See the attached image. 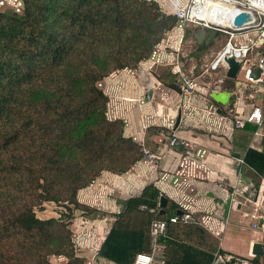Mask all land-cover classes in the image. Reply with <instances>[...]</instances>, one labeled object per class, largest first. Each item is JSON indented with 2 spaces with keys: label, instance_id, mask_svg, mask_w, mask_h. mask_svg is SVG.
Segmentation results:
<instances>
[{
  "label": "trees",
  "instance_id": "1",
  "mask_svg": "<svg viewBox=\"0 0 264 264\" xmlns=\"http://www.w3.org/2000/svg\"><path fill=\"white\" fill-rule=\"evenodd\" d=\"M177 22L156 0H24L20 12L0 11V161L8 159L1 169L20 189L0 204V264H53V255L88 264L76 253L71 225L77 210L96 209L79 201L78 191L103 170L123 173L143 158V145L124 134L125 121L108 118L109 96L98 83L147 59ZM156 74L176 88L170 67ZM244 160L264 178V150L249 148ZM161 196L150 184L121 201L97 255L133 264L148 251L151 221L177 207L171 200L165 214L150 212ZM47 201L62 207L58 217L37 214ZM174 225L164 237L166 264H211L218 240L197 227L188 231L197 244L176 242Z\"/></svg>",
  "mask_w": 264,
  "mask_h": 264
},
{
  "label": "crops",
  "instance_id": "2",
  "mask_svg": "<svg viewBox=\"0 0 264 264\" xmlns=\"http://www.w3.org/2000/svg\"><path fill=\"white\" fill-rule=\"evenodd\" d=\"M156 1L165 12L172 14L176 9L174 4L178 5L184 2V0ZM220 34L213 37L208 43H196L198 60L190 64L189 70L196 69L200 59H203L204 63L208 61L207 58L210 54L216 51V49L211 50V48L213 43L218 42ZM200 45H203V50H200ZM153 68L154 63L152 61H143L134 68L116 70L103 80V89L110 100L108 113L114 118H122L125 121L124 134L126 136H130L138 143L159 152L161 159L154 166L142 158L123 173L103 170L93 181L104 185L102 188H98L95 192L91 183V185L78 191L77 197L80 198V201L96 210L92 213L80 210V214L77 213L72 220L71 226L74 233L76 235L78 232L81 233L80 235L84 233L83 237H80L82 240L78 242L79 252H76L77 255L84 257L86 262L95 255L93 264H115L113 261L99 257L97 252L117 218V213L123 209L121 201L139 196L150 184H154L160 189L162 195H165L169 200L166 207L160 206L159 203L156 208H151L150 212L165 214V209L171 200L177 203L175 213L180 210L177 200L182 196L174 187L173 175L180 159H182L181 155L185 151L181 147L171 148L169 146L168 137L164 131V129H169L183 138L195 141L201 154L200 159L203 160L209 170L205 177L192 180L194 188L191 194L194 199L192 209L212 213L214 217L213 226L223 228L219 233H215L201 225L179 223L174 225V234L170 237L172 236L171 238L176 242L197 244L196 236L189 234L188 231H195L197 227H202L208 231L209 235L218 240L213 255L220 249L241 256L254 257L253 245L255 242L264 241V235L262 231L249 227L250 218L248 215L257 211L262 213L264 199H261L260 194L256 198L254 196V199H258V203L255 204L247 198L246 194L235 193L231 199L229 192L233 185L239 181L240 166L238 159H244L249 148L263 151V137L255 134L257 126L253 123H248L242 128H236L228 122L225 127H219L214 120L208 118L205 120L202 115V108L206 104L218 106L215 101L209 98V94L203 91L192 96L189 100L192 106L188 107V98L181 95L176 88L163 84L156 74L157 71ZM232 81L236 80H228L230 84ZM236 109L247 110L249 107L243 106L242 99H236L231 109L223 106L222 111L218 113L232 118ZM179 114H181V119L179 125L175 127ZM172 119L174 121L173 126L168 127L167 124L173 122ZM208 124H214L216 128L211 129ZM151 126H160L161 131L157 134H148L147 130ZM259 132L263 133L264 129L261 128ZM243 176L253 188L263 186L264 189V178L254 170L244 166ZM223 181L226 183L227 189L223 187L225 185ZM260 206L262 208H259ZM154 209L157 210L154 211ZM159 209H164V212H159ZM78 215L82 217L81 221H79ZM154 219H159V217H154ZM232 227L237 229L241 235L238 236V240H231L230 248H226L222 238ZM245 230H249V232ZM166 235H168V231ZM148 241L150 244V235ZM236 241L240 244L239 246L233 245ZM149 244L148 251H150ZM205 246L207 245L203 244V247ZM67 261L68 259L64 255L51 256L53 264H67Z\"/></svg>",
  "mask_w": 264,
  "mask_h": 264
},
{
  "label": "built area",
  "instance_id": "3",
  "mask_svg": "<svg viewBox=\"0 0 264 264\" xmlns=\"http://www.w3.org/2000/svg\"><path fill=\"white\" fill-rule=\"evenodd\" d=\"M2 1V0H0ZM8 4L18 7L21 5V0H6ZM228 3L234 6L230 12V20L225 24L210 23L202 19L207 14V7L202 6L199 0H184L183 3L174 4L176 9L174 15L178 18L181 25H186L193 22L194 25L204 26L208 29H216L219 33L224 34L226 39L221 47L214 51L211 58L206 63H203L201 70L195 73L194 70H184L180 63L175 64L173 73L175 74L176 89L181 95L188 98V107L192 104L189 102L192 96L198 95L201 92L209 93L211 90H219L224 88V85L230 79L227 76L229 63L226 58L233 56L240 62V68L236 76V81H239V87L236 90L237 99H242L243 106L249 109H236L232 118L228 115H221L217 111V107L212 104H206L202 108L204 119H212L219 127H225L226 123H231L233 127L242 128L248 123H253L257 126L256 135H261L264 140V132H259L264 129V0H215ZM4 3V1H3ZM16 12L19 10L14 9ZM247 12L251 18L241 24H236V18L242 13ZM219 9L214 8L212 14L216 16ZM183 37H180V42ZM260 69L258 76H253V72ZM161 83L159 82V85ZM187 103V104H188ZM193 109V108H192ZM198 109V108H194ZM173 121V119H172ZM173 122L168 123V127L173 126ZM211 129H215L216 125L208 124ZM168 144L171 148L181 147L184 149L182 159L174 171L173 184L174 187L181 193V198L178 201L180 213L176 212L169 217L154 219L150 223V251L138 252L135 256L133 264H166L167 259V244L164 241L167 230L171 224L193 223L206 227L211 232L219 233L223 228L213 226V214L203 212L200 209H192L194 199L192 192V180L205 177L208 173V167L202 159H200V151L197 149L195 141L183 138L172 132L168 136ZM143 160L152 165L159 163L161 154L153 151L151 148L143 145ZM239 181L233 185L229 192L232 196L235 193L246 194L247 198L258 203L259 196L264 199L263 186L253 188V186L244 178L243 169L246 165L244 159H238ZM224 182V181H223ZM224 188L227 185L224 182ZM259 208H262L260 206ZM249 227L262 231L264 235V209L262 213H249ZM264 244V241H262ZM95 256V255H94ZM94 256L88 260V264H93ZM255 257V256H254ZM241 256L231 252L218 249L214 253L211 264H255L253 258Z\"/></svg>",
  "mask_w": 264,
  "mask_h": 264
},
{
  "label": "rangeland",
  "instance_id": "4",
  "mask_svg": "<svg viewBox=\"0 0 264 264\" xmlns=\"http://www.w3.org/2000/svg\"><path fill=\"white\" fill-rule=\"evenodd\" d=\"M3 1H4V3H3ZM21 3H22L21 5H18V7H16V6H12V5L8 4L6 0H2V1H0V11H5L8 8H13V9L22 11L23 6H24V0H21ZM161 9H162V7H161ZM163 12H165V11L163 10ZM189 28H190V30L195 29L193 22H189L186 25H181V23H179V20H178L177 24L174 27L165 31V33L163 34L160 41L157 44H155L153 51L150 54V56L147 59L140 61L139 63H141L143 61H152L154 63L153 69H155V71H157L159 73H163V71L167 67H170L171 72H172L175 64H177V63H180V65H182V68L184 70H189L190 64L192 62L198 60L196 57V53L198 51V49L196 47L197 41L195 38L190 37V35L187 34V31L188 32L190 31ZM220 35L221 36H220L218 42L212 44L211 50H213V49L218 50L221 47V45L224 43L226 36L224 34H220ZM181 36L183 37V39L180 42ZM203 49H204L203 45H200V50H203ZM211 56H212V54H210V56L207 58V60L210 59ZM204 62L205 61L203 59L199 60V62H198L199 66H197L196 69H194L195 73H198L201 70L200 68ZM98 86L103 88V81L99 82ZM25 95H31L30 87H28L26 89ZM108 105H109V102H108ZM108 105H107V107H108ZM107 116L109 119H115L113 116H111L108 113V109H107ZM165 134L167 137L170 136V134H168V133H165ZM0 159H2V158H0ZM5 163H8V159L6 161L5 160L0 161V204L2 203V200L5 201L7 198H9V196L14 198L13 196L16 195V191H20L19 187L15 186L12 182H10V178L7 175L3 174L4 171H6V169L2 170L1 168L5 165ZM13 176H14L15 180H17V181L20 179V173H16ZM91 183L93 184V186L95 188V190H94L95 192H96V190H98V188H102L104 186L101 183H95L93 181ZM78 199L80 201L79 197H78ZM38 207L39 206H36L37 214L41 217H51V216H57L58 217L59 216V209L62 208L59 204L52 202V201L44 202V208L43 209H39ZM76 213L80 214V210H77ZM78 218H79V221L82 220V217L79 215H78ZM245 231L249 232V230H245ZM74 234L75 233H73V241L75 244V249H76V252H79V249L77 247L78 242H80L82 240L81 238L83 237L82 235L84 233L82 235H80L81 233H79V232L77 233V235L76 234L74 235ZM242 234H243V232H242ZM240 235H241V233H238L237 229H234L233 227L230 228L229 232L224 234L223 235L224 238H222L223 242L225 243V247L230 248V244H229L230 241L231 240L232 241L238 240V236H240ZM237 242L238 241H236V243H234L233 245L239 246L240 244H238Z\"/></svg>",
  "mask_w": 264,
  "mask_h": 264
},
{
  "label": "water",
  "instance_id": "5",
  "mask_svg": "<svg viewBox=\"0 0 264 264\" xmlns=\"http://www.w3.org/2000/svg\"><path fill=\"white\" fill-rule=\"evenodd\" d=\"M251 18L250 14L247 12H242L237 18H236V24H241L244 21H247ZM195 29L190 30L189 32L187 31V34L190 35V37H193L196 39L197 43H208L213 37L218 36L220 33L216 29H208L206 27H201L198 25H194ZM188 30V29H187ZM227 62L229 63V68L227 70V76L231 80H236L237 73L240 68V62L237 61L233 56H229L226 58ZM260 73V69L256 70L253 72V76H258ZM234 84V85H233ZM239 81H232L230 84L229 82H226L224 85V88L219 89V90H211L209 91V98L215 101L218 106L217 111L221 112L223 109V106H226L227 108H232L236 99L238 98V95L236 93V89L238 88ZM181 119V114L178 115V118L175 123V127L179 125ZM167 197L165 195H162L160 198V206H166L167 203ZM122 208V207H121ZM146 209V207H144ZM157 209H154L156 211ZM159 212H164V209H159ZM178 213L181 211L178 210ZM252 253L259 257L261 261L263 260L264 262V244L262 242H255L253 245Z\"/></svg>",
  "mask_w": 264,
  "mask_h": 264
},
{
  "label": "bare ground",
  "instance_id": "6",
  "mask_svg": "<svg viewBox=\"0 0 264 264\" xmlns=\"http://www.w3.org/2000/svg\"><path fill=\"white\" fill-rule=\"evenodd\" d=\"M199 3L207 7V14L202 19L215 24H226L227 20H230L231 10L234 9L233 5L215 0H199ZM214 8L219 9V13L216 16L212 14Z\"/></svg>",
  "mask_w": 264,
  "mask_h": 264
},
{
  "label": "flooded vegetation",
  "instance_id": "7",
  "mask_svg": "<svg viewBox=\"0 0 264 264\" xmlns=\"http://www.w3.org/2000/svg\"><path fill=\"white\" fill-rule=\"evenodd\" d=\"M257 264V263H255ZM258 264H264L263 260L261 261V259L259 258V263Z\"/></svg>",
  "mask_w": 264,
  "mask_h": 264
}]
</instances>
